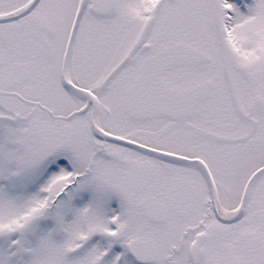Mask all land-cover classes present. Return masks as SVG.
<instances>
[{"label": "snow or ice", "instance_id": "6c2138e0", "mask_svg": "<svg viewBox=\"0 0 264 264\" xmlns=\"http://www.w3.org/2000/svg\"><path fill=\"white\" fill-rule=\"evenodd\" d=\"M0 264H264V0H0Z\"/></svg>", "mask_w": 264, "mask_h": 264}]
</instances>
